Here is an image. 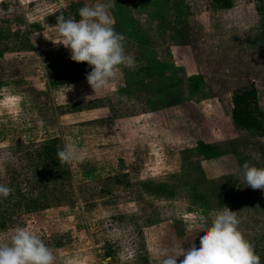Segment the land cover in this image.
<instances>
[{"label":"rangeland","instance_id":"1","mask_svg":"<svg viewBox=\"0 0 264 264\" xmlns=\"http://www.w3.org/2000/svg\"><path fill=\"white\" fill-rule=\"evenodd\" d=\"M104 2L135 63L92 91L86 79L53 86L70 58L45 17L95 0H0V183L13 189L0 239L19 225L55 264H149L157 243H199V217L227 206L264 264V192L240 179L245 162L264 168V137L237 129L229 103L254 85L264 111V0ZM142 65L149 88L129 75ZM68 142L83 159L59 161Z\"/></svg>","mask_w":264,"mask_h":264},{"label":"clouds","instance_id":"2","mask_svg":"<svg viewBox=\"0 0 264 264\" xmlns=\"http://www.w3.org/2000/svg\"><path fill=\"white\" fill-rule=\"evenodd\" d=\"M78 19L63 14L57 17L55 26L59 45L69 52L70 60L90 66L86 82L92 91L104 89L112 82L120 66L131 67L135 60L125 50L124 34L114 28L110 4L95 0L77 11ZM22 98L13 95L8 102L17 105ZM85 153L73 143H65L57 152L61 163L83 159ZM2 171V169H0ZM240 179L252 189L264 192V168L250 166L245 162L240 167ZM13 191L0 183V198ZM199 243L188 247L162 246L157 243L151 249L149 264H260V256L253 244L239 228L237 211L227 206L217 209L210 219L199 217ZM54 250L45 244L34 231L23 226L10 230L7 239H0V264H55Z\"/></svg>","mask_w":264,"mask_h":264},{"label":"trees","instance_id":"3","mask_svg":"<svg viewBox=\"0 0 264 264\" xmlns=\"http://www.w3.org/2000/svg\"><path fill=\"white\" fill-rule=\"evenodd\" d=\"M165 3H169L172 0H163ZM175 5H179L178 2H174ZM212 4L216 6V8L221 10H229L232 8V0H212ZM63 14L65 18L69 16L75 17L78 19L77 14L73 16V14L67 10L59 9L48 14L45 17V24L49 27H55L57 24V17ZM67 69L65 70H56L54 72V81L53 86H63V85H71L77 83L86 78L87 73L91 70L90 66L86 63H76L72 60H69L67 64ZM173 68V67H172ZM132 81H138L139 86L144 88H149L154 80V76L151 74V69L146 65L140 66L133 74H129ZM128 75V76H129ZM166 81L169 82L168 89L170 92H174L175 84L178 81V78L174 73H171V78H165ZM198 85H194L196 88ZM158 87H156L157 89ZM149 93H156L157 95H165L164 90L160 89ZM130 92V91H126ZM154 98H158L157 96L151 97L148 99L147 104L152 106L154 104ZM230 119L233 125L239 129L240 131H246L251 135H255L257 138L264 137V111L260 106V92L254 86L251 85L249 89L243 93H232L230 99ZM171 106V105H170Z\"/></svg>","mask_w":264,"mask_h":264}]
</instances>
